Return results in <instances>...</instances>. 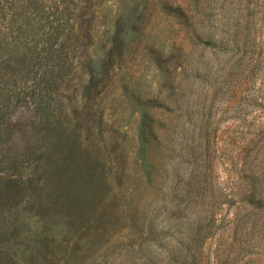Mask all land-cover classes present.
Masks as SVG:
<instances>
[{
  "label": "rangeland",
  "instance_id": "rangeland-1",
  "mask_svg": "<svg viewBox=\"0 0 264 264\" xmlns=\"http://www.w3.org/2000/svg\"><path fill=\"white\" fill-rule=\"evenodd\" d=\"M174 251L264 264V0H0V264Z\"/></svg>",
  "mask_w": 264,
  "mask_h": 264
},
{
  "label": "trees",
  "instance_id": "trees-1",
  "mask_svg": "<svg viewBox=\"0 0 264 264\" xmlns=\"http://www.w3.org/2000/svg\"><path fill=\"white\" fill-rule=\"evenodd\" d=\"M63 25H59L56 26L55 30H58L59 37L55 38L57 41L60 40V44L59 42L54 43V45H50L47 48L45 47V44L43 43V52L38 54V59L44 60L46 61V63L48 64V66H53L52 65V61L54 59V56L58 57V60L60 57H62V59L65 56V52L67 49V36L65 34V29H62ZM48 40H52V37H50ZM54 46H55V51H54ZM56 54V55H55ZM53 78L52 79H46L43 78V82H45L47 85L48 83L53 82ZM180 253V252H179ZM179 253H177L176 251H174L172 253V258H171V264H184L181 263V257L179 256Z\"/></svg>",
  "mask_w": 264,
  "mask_h": 264
}]
</instances>
